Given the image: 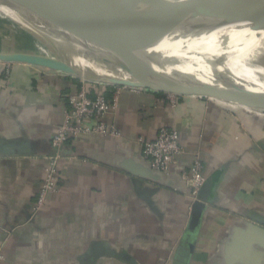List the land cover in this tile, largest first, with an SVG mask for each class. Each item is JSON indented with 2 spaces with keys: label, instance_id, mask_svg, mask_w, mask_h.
<instances>
[{
  "label": "crops",
  "instance_id": "obj_1",
  "mask_svg": "<svg viewBox=\"0 0 264 264\" xmlns=\"http://www.w3.org/2000/svg\"><path fill=\"white\" fill-rule=\"evenodd\" d=\"M5 69L0 64V264H264L263 115L124 87L105 118L118 134L69 141L60 188L35 212L67 95L86 86L111 99L117 85L24 63H12L7 80ZM162 127L177 129L184 147L169 173L153 168L140 143ZM197 151L212 185L191 226L195 199L182 174Z\"/></svg>",
  "mask_w": 264,
  "mask_h": 264
},
{
  "label": "water",
  "instance_id": "obj_2",
  "mask_svg": "<svg viewBox=\"0 0 264 264\" xmlns=\"http://www.w3.org/2000/svg\"><path fill=\"white\" fill-rule=\"evenodd\" d=\"M6 1L55 21L81 38L124 57L132 75L131 79L104 76L99 78L100 82L175 95L207 97L264 112V85L245 86L199 82L188 77L174 64L165 46V40H176L189 44L210 42L206 44L213 48L214 53L220 54H227L221 51L232 48L241 49L239 44L245 42L243 36L235 35L232 31L222 32L224 29L215 23L167 13L170 6L182 2L186 4L193 0ZM251 29L255 31L254 35L262 40L253 49L257 53L256 57L240 60L238 56L242 53L236 52L233 55L228 54L230 56L222 55L223 58L242 63L264 60V33L262 37L261 33H256L264 31V25H252ZM124 37L130 39L136 46L125 41ZM0 62L24 63L80 77L71 61L55 58L46 52L40 53L34 50L4 52L0 50ZM148 63L154 69L156 68L153 64L159 66L164 75L154 73ZM211 185L212 178H209L195 199L191 226L195 225L202 215ZM262 219L264 220V218L259 220L262 222Z\"/></svg>",
  "mask_w": 264,
  "mask_h": 264
},
{
  "label": "bare ground",
  "instance_id": "obj_3",
  "mask_svg": "<svg viewBox=\"0 0 264 264\" xmlns=\"http://www.w3.org/2000/svg\"><path fill=\"white\" fill-rule=\"evenodd\" d=\"M182 3L170 6L167 13L202 19L220 25L224 29L222 32L232 31L235 35L243 36L244 44L257 39L259 41L240 60L256 57L257 53L253 49L262 40L254 35L255 31L251 27L252 25H264V0H193L186 4ZM256 33H261L262 37L264 31ZM119 35L121 34L119 33ZM24 37L39 42L45 52L48 50L46 53L53 57L71 61L83 79L89 80L104 76H119L125 79L132 77L124 57L81 38L55 21L39 16L12 2L0 0V44L5 39ZM124 39L136 46L127 37ZM206 43L210 42L189 44L176 40H165V46L176 67L195 81L245 86L264 85V80L238 82L230 71H218L219 73L215 76L204 74L205 68L223 59L222 55H227L237 49L221 51L227 54L214 53L213 48ZM244 44H239V47ZM260 62L242 63L238 61L237 64L247 67L260 64ZM148 65L154 73L163 74L162 69L156 64H153L156 69L150 63ZM254 111L260 116H264V112Z\"/></svg>",
  "mask_w": 264,
  "mask_h": 264
},
{
  "label": "built area",
  "instance_id": "obj_4",
  "mask_svg": "<svg viewBox=\"0 0 264 264\" xmlns=\"http://www.w3.org/2000/svg\"><path fill=\"white\" fill-rule=\"evenodd\" d=\"M12 64H7L4 73L6 78L10 76ZM127 86L117 85L114 96L109 99L101 93L92 94L90 88L83 86L74 93L67 95L68 108L65 112L63 122L58 125L57 130L51 138L52 152L47 157L45 168L46 176L39 189L35 212L39 211L46 202L51 191H58L60 176L59 165L64 158V147L69 141L78 139L83 135H117L114 127H110L105 118L117 109L121 91ZM172 95V103H177L179 95ZM143 152L151 161L154 169L169 173L178 155L184 153L181 144V135L177 129L162 127L153 140L141 138ZM193 164L188 171L183 172L182 177L191 189L194 199L206 183L207 178L203 174L204 165L202 155L199 151L193 153ZM3 255L0 252V260Z\"/></svg>",
  "mask_w": 264,
  "mask_h": 264
},
{
  "label": "rangeland",
  "instance_id": "obj_5",
  "mask_svg": "<svg viewBox=\"0 0 264 264\" xmlns=\"http://www.w3.org/2000/svg\"><path fill=\"white\" fill-rule=\"evenodd\" d=\"M259 40L257 39H253L252 41H249L248 43L244 44L242 47H240L241 49H236L232 52H230L229 54H236L237 53H242L239 54V58H242L247 51L252 48ZM17 43V44H16ZM24 43V44H23ZM19 46V47H18ZM4 48V49H3ZM24 48V49H22ZM38 48V49H36ZM41 48V49H40ZM23 50V51H37L40 53H45V49L43 48V46L37 42V41H33V40H28L25 37L24 38H20V39H5V41L3 43L0 44V50L2 51H13V50ZM244 49H246L244 51ZM244 51V53H243ZM48 52V50L46 51ZM228 55V54H227ZM230 56V55H228ZM238 61H232L231 59H227V58H223L220 61L208 66L207 68H205L203 70V73L208 75V76H215L217 75L219 72L218 71H230L234 77L235 80L238 82H249V81H253V80H264V61L260 62V64H256L253 66H241L239 64H237ZM1 65H4L6 67L7 64L9 63H3L0 62ZM12 64V63H10ZM204 74H199L202 76H206ZM77 75V74H75ZM4 76L6 78V75L4 73ZM78 76V75H77ZM80 78V77H79ZM9 78H7L8 80ZM83 79V78H80ZM86 81H91V82H95V83H100V79L99 78H90L89 80L85 79Z\"/></svg>",
  "mask_w": 264,
  "mask_h": 264
},
{
  "label": "trees",
  "instance_id": "obj_6",
  "mask_svg": "<svg viewBox=\"0 0 264 264\" xmlns=\"http://www.w3.org/2000/svg\"><path fill=\"white\" fill-rule=\"evenodd\" d=\"M162 93V92H161Z\"/></svg>",
  "mask_w": 264,
  "mask_h": 264
}]
</instances>
